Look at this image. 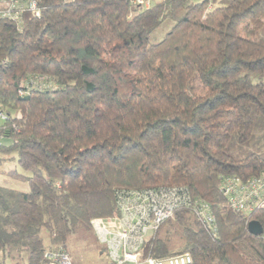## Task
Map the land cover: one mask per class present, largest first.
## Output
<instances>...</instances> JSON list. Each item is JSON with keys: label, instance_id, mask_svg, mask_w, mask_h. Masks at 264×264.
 <instances>
[{"label": "trees", "instance_id": "trees-1", "mask_svg": "<svg viewBox=\"0 0 264 264\" xmlns=\"http://www.w3.org/2000/svg\"><path fill=\"white\" fill-rule=\"evenodd\" d=\"M144 1L35 0L38 16L0 19V168L29 174L4 171L28 190L0 185V264H47L160 189L191 205L150 232L140 260L264 264V207L235 212L222 190L264 181V0Z\"/></svg>", "mask_w": 264, "mask_h": 264}, {"label": "built area", "instance_id": "built-area-1", "mask_svg": "<svg viewBox=\"0 0 264 264\" xmlns=\"http://www.w3.org/2000/svg\"><path fill=\"white\" fill-rule=\"evenodd\" d=\"M137 4H146L144 0H133ZM208 0V9L212 7ZM30 13L39 15L35 0H0V19H8L17 24L21 15ZM0 119L5 117L0 113ZM223 193L227 196L233 211L245 216L255 208L264 207V181L253 179L246 184L230 179L223 183ZM138 200H141L138 203ZM191 205L189 199L176 189H160L149 191L143 196L127 198L121 207V217L99 218L91 222L98 241L103 244L106 256L111 264H190L189 254H181L163 259L146 258L140 260L139 250L150 232L173 215L174 210L181 206ZM197 218L210 229L213 217L206 205L192 207ZM47 264H72L68 254L62 251H47L44 254Z\"/></svg>", "mask_w": 264, "mask_h": 264}, {"label": "rangeland", "instance_id": "rangeland-1", "mask_svg": "<svg viewBox=\"0 0 264 264\" xmlns=\"http://www.w3.org/2000/svg\"><path fill=\"white\" fill-rule=\"evenodd\" d=\"M159 1L160 0H151V3L154 4ZM164 33V30L159 28L152 34V38L159 41ZM2 124L3 120L0 119V126ZM7 169H15L23 176L29 175L28 173L20 171L15 161H10L0 168V185L18 191H27L28 185L26 182L12 180L4 174V171ZM42 237L45 240L44 232H42ZM44 243L46 244L47 241H44ZM104 247L105 246L98 241L95 232L90 229L89 231L71 236L66 242L65 251H67L72 264H109Z\"/></svg>", "mask_w": 264, "mask_h": 264}, {"label": "water", "instance_id": "water-1", "mask_svg": "<svg viewBox=\"0 0 264 264\" xmlns=\"http://www.w3.org/2000/svg\"><path fill=\"white\" fill-rule=\"evenodd\" d=\"M248 231L252 235H258L261 233L260 226L255 221L248 223Z\"/></svg>", "mask_w": 264, "mask_h": 264}]
</instances>
